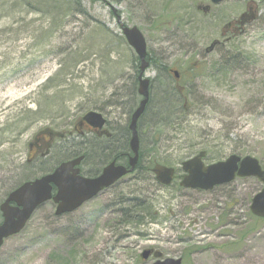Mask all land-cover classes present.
Wrapping results in <instances>:
<instances>
[{
    "label": "rangeland",
    "instance_id": "obj_1",
    "mask_svg": "<svg viewBox=\"0 0 264 264\" xmlns=\"http://www.w3.org/2000/svg\"><path fill=\"white\" fill-rule=\"evenodd\" d=\"M248 1L213 6L208 0H80L82 11L59 15L55 23L29 2L26 8L1 1L0 204L23 182L73 157L66 153L89 147L94 137L76 129L83 116L104 106L119 114L113 102L128 107L139 61L117 16L140 29L148 54L168 69L169 81L179 84L170 72L177 71L186 86L163 134L153 127L143 132V150L179 175L182 163L200 152H207L208 164L236 155L256 158L264 168V4L258 19L230 42L225 28L247 11ZM214 41L223 45L207 54ZM237 53L244 57L227 73L214 71ZM146 76L155 95L149 119L156 121L162 79L156 66ZM59 89L67 93L55 95ZM45 131L54 135L49 156L28 164L30 145ZM99 168L90 159L82 169L93 174ZM180 182L166 188L152 173L139 172L74 213L57 217L48 203L5 242L0 264H152L156 253L183 264H264V220L250 210L263 189L258 179L238 178L213 191L183 189ZM145 200L148 218L128 225L127 208L135 211V203ZM145 251L153 256L146 263Z\"/></svg>",
    "mask_w": 264,
    "mask_h": 264
},
{
    "label": "water",
    "instance_id": "obj_2",
    "mask_svg": "<svg viewBox=\"0 0 264 264\" xmlns=\"http://www.w3.org/2000/svg\"><path fill=\"white\" fill-rule=\"evenodd\" d=\"M209 1L212 5L217 6L227 0ZM260 1L264 2V0ZM204 11L208 12L209 9H204ZM117 19L123 36L141 62L139 94L143 100L131 119L132 140L130 147L134 156L131 158L129 168L112 163L105 168L100 177L85 178L80 176V166L84 161V157L81 156L61 164L52 174L24 183L10 193L0 206L3 217V221L0 223V249L8 239L19 235L26 228L35 212L51 200L58 204L56 211L58 217L71 214L135 171L140 152L138 123L147 109L151 95L150 79L144 77L149 68L148 50L143 33L137 27L125 26L121 22L120 16ZM215 45L216 43L209 50H213ZM83 122L95 129H102L106 121L102 114L91 111L84 116ZM206 156L207 153L202 152L183 163L182 169L186 174L181 182L182 188L212 191L215 187L230 184L237 178H256L264 185V170L256 158H241L233 155L225 161L206 166L204 163ZM153 172L160 184L164 186L172 184L175 176L173 168L156 165ZM54 187L58 189V195L55 198L52 195ZM250 210L255 217L264 220V188L252 200ZM151 253V251H145L142 258L148 261ZM155 258L157 261L153 264H182L181 259L161 260L162 256L159 253L155 254Z\"/></svg>",
    "mask_w": 264,
    "mask_h": 264
},
{
    "label": "trees",
    "instance_id": "obj_3",
    "mask_svg": "<svg viewBox=\"0 0 264 264\" xmlns=\"http://www.w3.org/2000/svg\"><path fill=\"white\" fill-rule=\"evenodd\" d=\"M1 1H3V0H0V3H1ZM89 1L98 2L100 0H89ZM10 2H14V5L18 4V5H21V6L26 7V8H27L26 2H29V6H31L32 9H34L36 11H37V9L45 10V15L49 18V20H52L54 23H55V19H57L59 17V15H61V16H64V14L70 15L73 12V10H81L82 11V7H83L82 4L80 3V0H4L5 4L10 3ZM243 57H244V55L242 53H237L235 55L229 54L228 60H227L228 64L223 63V65L220 67H214V71L216 73L225 74V73H227V71L230 69V67L233 64H235L238 60H241V58H243ZM244 59H248V58L246 57ZM138 61H139V59H138ZM148 61H149V65H150L149 68L156 66L157 71L159 72V79H162L161 86L163 88L161 90H159L160 94L162 96L159 98V100H156V102L160 101V107H161L162 112H161L158 120L152 121L149 119L151 106H153V103H155L154 86H153V81H152L151 82V98H150L149 104L147 106V109H146L143 117L141 118V121H139V122H140V124H142V127L147 126V130L151 129L150 127L155 128L157 134H159L161 136L163 134V129H166L168 127V124L172 123L173 119H171V117L173 115H174V117L176 116L177 109L174 108L175 103L178 105V102L180 101V98L182 97L183 94L181 93L180 90L177 89L178 85H176L175 83L172 84L169 81L168 78H171V77L169 76V71H167L168 69H166L163 66H161V67L157 66V62L150 55H148ZM140 64L141 63L139 61L138 62L139 71H137V74L134 77L135 79H134L132 88L130 87L131 95L128 98L129 100L126 101V104L128 105V107H129V102H133L135 105L134 106L132 104L131 108H130L131 112H127V114L129 116L133 113L132 111L135 108L137 109L136 106L138 105V102H139L138 87H139V82H140ZM63 74H65V72L60 73L58 75V78L60 79L63 76ZM66 74L73 77L74 72H71L69 74V71H68V73H66ZM65 92L67 93L66 90H60L59 89V90H56L55 95H62ZM76 93L79 94V92H76ZM129 93H130V91H129ZM161 98H162V100H160ZM174 98H176L175 101H174ZM50 102H51V100H50ZM120 104H122V103L120 102ZM103 110H104V107L100 111H103ZM121 110L124 113H125V111H127L125 108L123 110L122 106H121ZM169 115H171V116L169 117ZM42 116H43V114H42ZM131 117H130V120H131ZM152 122H154L153 126H152ZM122 133H123V135H125V128L122 129ZM91 137H93V136H91ZM156 142H158V141H156ZM120 145H121V150H125L128 148L127 145L125 146V144L120 143ZM148 149L144 148V150L141 152V155H142V153H143V155H145L144 151L150 153L149 159H151L152 166H148L147 163L145 164V170L147 172H149L147 170V168L153 167L154 161H157L155 153L152 154L151 151ZM100 150H101L100 145H98V141L94 137V140H92V143L89 145V147H86V149L82 148L81 151L77 150L76 151L77 153H75V155L73 154L74 151L70 152V153H66V157H69V156L70 157L71 156L76 157V156L84 155L85 157L88 158L87 162L90 159H92V167L97 169L98 167L101 168L103 166L105 160L107 159L106 156H104L100 153ZM42 161H43L42 164L44 165V163H46V162H44L45 160H42ZM140 165L138 167H140ZM47 168H49V167L46 166V169ZM100 168H99V170H100ZM41 171H43V170H40V172ZM98 171H96V172H98ZM43 172L48 173V171H43ZM27 181H29V180H27ZM16 188H14V189H16ZM124 202L125 201L120 203L121 205H123L122 207H125ZM149 204L150 203L148 202V200L137 202L134 205L135 211H132L131 207H128V208L126 207L128 213L126 212L124 219L127 220V224L130 225L131 223H135V224L140 225L143 222V220H145V218L147 219L148 217H146V214L148 213V210H149L147 208L148 207L147 205H149ZM121 212L125 213V209H121ZM1 220H2V215L0 213V222H1Z\"/></svg>",
    "mask_w": 264,
    "mask_h": 264
},
{
    "label": "flooded vegetation",
    "instance_id": "obj_4",
    "mask_svg": "<svg viewBox=\"0 0 264 264\" xmlns=\"http://www.w3.org/2000/svg\"><path fill=\"white\" fill-rule=\"evenodd\" d=\"M230 1V0H229ZM247 11L243 12L236 20L228 22V24L226 25V30L228 31V42H230L234 37H236L237 35L243 34L244 32V28L253 23L254 21H256L259 17V13H260V7L261 5H263L264 3L259 1V0H249L247 2ZM210 10V9H209ZM225 37V33L222 34ZM213 43H216V45L214 46L213 50H209L207 49L206 52L211 53L214 52L216 50V46L219 47L221 45H223L222 42H218V41H214ZM212 43V45H213ZM170 72H174L173 70H170ZM176 78V77H175ZM181 74L179 73V77L176 78V81L178 84L177 89L180 90L181 92H185L186 86H182L181 85ZM142 101V98L139 96V102L138 105L136 107L139 106L140 102ZM134 105L133 102H129V107L126 108L127 111H125V113L121 110V106L122 104H120L118 102H113L111 104L112 106H115V110L117 113L112 111L108 112V106H104V110L101 111L100 113L104 116L105 119V124L104 127L101 130L95 129L92 126H90L89 124H87L86 122L83 121H79L77 124V130L80 131L81 136H93L97 139L98 141V145H100V153L104 156L107 157V159L105 160L103 166L100 168V170L98 172L95 173H85L83 171V169L81 168V176L83 177H88V178H98L102 175V173L104 172L105 168L107 166H109L112 163H116V165H123L125 167H129L130 165V161L131 158L133 157V153L131 152V148H130V142L132 139V133L130 132V117L132 116V114H134V112L136 111V108L132 111L133 113L129 116L127 114V112H131L130 108L131 105ZM135 106V105H134ZM115 116L113 119H111L112 116ZM122 115V116H121ZM125 119V120H124ZM141 121V119H140ZM125 128V135H123L122 133V129ZM138 131H139V139H140V154H139V161H138V166L140 165V167L136 166V170L128 175L127 177H130L132 175H134L135 173L138 174L140 172L144 173L146 172L145 170V166L143 165L144 163L148 166H151V159H149V152L144 151L145 155H141V152L143 151L142 149V136H143V132L147 131V126L142 127V124H138ZM121 135H123V138L126 137L127 139V143L125 144V146L127 145V149L125 150H121V145H120V138ZM53 134L50 131H45L42 132L40 137L37 139V141L33 144L30 145L31 148V154L29 155V159H28V164H33L37 161L38 156L40 155L41 157H45L48 155V152H51V149L53 147V144L51 143V141L53 140ZM147 159L149 160L147 162ZM88 158L86 157V159L83 162V166L87 163ZM154 164H157L156 161L154 162ZM175 169V176H174V183H176L177 179L182 180L184 177V173H182L181 175H179V170ZM54 170H56V168H54L52 171H50V173H53ZM147 170L154 176L153 174V167H149L147 168ZM148 172V173H149ZM183 172V171H182ZM137 176V175H136ZM135 176V177H136ZM156 179V177H155ZM53 197L55 198L58 195V190L57 188H53ZM55 206H57L56 204H54Z\"/></svg>",
    "mask_w": 264,
    "mask_h": 264
},
{
    "label": "bare ground",
    "instance_id": "obj_5",
    "mask_svg": "<svg viewBox=\"0 0 264 264\" xmlns=\"http://www.w3.org/2000/svg\"><path fill=\"white\" fill-rule=\"evenodd\" d=\"M35 7V6H34ZM118 17V16H117ZM121 140H120V143L121 144H126L127 143V139H126V137L125 138H123V135H121V138H120Z\"/></svg>",
    "mask_w": 264,
    "mask_h": 264
}]
</instances>
